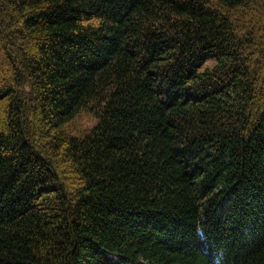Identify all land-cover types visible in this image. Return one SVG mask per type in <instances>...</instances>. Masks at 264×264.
<instances>
[{"label":"trees","instance_id":"trees-1","mask_svg":"<svg viewBox=\"0 0 264 264\" xmlns=\"http://www.w3.org/2000/svg\"><path fill=\"white\" fill-rule=\"evenodd\" d=\"M0 264H264V0H0Z\"/></svg>","mask_w":264,"mask_h":264},{"label":"rangeland","instance_id":"rangeland-1","mask_svg":"<svg viewBox=\"0 0 264 264\" xmlns=\"http://www.w3.org/2000/svg\"><path fill=\"white\" fill-rule=\"evenodd\" d=\"M95 117L91 111H82L65 125V131L74 136H84L95 125ZM109 258L115 260L117 257L113 254L108 255Z\"/></svg>","mask_w":264,"mask_h":264}]
</instances>
